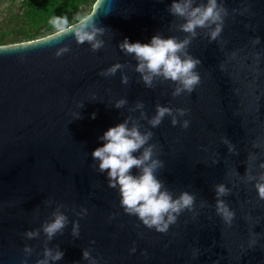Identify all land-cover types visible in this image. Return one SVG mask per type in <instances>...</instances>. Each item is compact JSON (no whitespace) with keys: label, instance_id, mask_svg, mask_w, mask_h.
<instances>
[{"label":"water","instance_id":"obj_1","mask_svg":"<svg viewBox=\"0 0 264 264\" xmlns=\"http://www.w3.org/2000/svg\"><path fill=\"white\" fill-rule=\"evenodd\" d=\"M176 2L184 0H96L87 15L89 31L103 30L95 51L74 29L0 45V264H264V0H217L222 20L194 35ZM208 3L191 0L188 11ZM156 36L190 41L179 55L200 61L193 91L162 75L146 84L121 48ZM158 107L170 114L153 127ZM124 123L151 133L132 155L152 149L144 166L160 162V191L194 197L165 232L126 211L119 183L110 186L92 155ZM219 201L235 214L231 224ZM57 215L65 226L49 237Z\"/></svg>","mask_w":264,"mask_h":264},{"label":"clouds","instance_id":"obj_2","mask_svg":"<svg viewBox=\"0 0 264 264\" xmlns=\"http://www.w3.org/2000/svg\"><path fill=\"white\" fill-rule=\"evenodd\" d=\"M191 0H184L183 3L176 2L172 5L174 14L187 16L188 22L184 24L183 31L195 34L197 27H204L209 22L217 23L221 21L220 11L218 10L217 0H209L207 7L195 8L190 12ZM92 16H85L79 19L78 24L69 25L67 17H54L51 24L58 33H66L72 29L75 30V36L79 43L85 41L91 43L92 49L98 50L103 46V42L96 39L98 33H102V29L92 26L89 31V25ZM222 28L218 24L216 29L211 33L213 40L220 34ZM190 43L189 40L177 42L174 38L162 39L159 36L153 37L149 44H141L140 42L131 43L126 38L121 48L129 54H135L139 61L137 71L141 73L147 72L143 79L146 84L151 85L154 76L162 75L166 79L179 81L183 85V89L189 92L200 82L198 73L194 71L199 60L193 59L185 53V58H181L179 53ZM120 65H116L107 70V75L115 74ZM127 83V78L124 79ZM181 89H177V93ZM126 101L121 100L116 107H121ZM142 107V105H138ZM165 114H170V109L158 107L157 115L152 119L153 127L161 123ZM183 115V112H181ZM95 118V114H93ZM176 120H173V124ZM188 123L185 122L184 127ZM151 133L142 135L138 128L129 129L127 123L120 124L110 128L102 137L106 142L102 147L97 148L93 152V157L99 159L100 169L110 170L108 175L113 183L111 187H115L116 183L120 185L121 204L126 211L131 214H137L139 218L148 227H155L160 232L167 231L169 225L174 223L176 216L173 213H179L183 209L191 208L194 197L188 193H184L178 200H172L167 192H161L162 184L154 175L159 161H153L151 164L144 166L151 159L152 149L148 148L144 151L142 157L135 158L132 153L140 149L150 139ZM143 167L142 175L134 177L130 174V170L134 167ZM258 193L264 199V184L257 185ZM227 189L220 185L217 187V195L221 196L226 193ZM218 212L223 216L226 223L231 224L234 213L231 212L222 201L218 202ZM167 215V220H165ZM66 217L57 215L55 221L44 228L45 233L52 237L57 231L65 226ZM35 233H28L31 237ZM47 256H51L50 252H46ZM62 252H58L52 259L60 260L63 257ZM88 253H84V257H88ZM41 264H47L46 261Z\"/></svg>","mask_w":264,"mask_h":264},{"label":"trees","instance_id":"obj_3","mask_svg":"<svg viewBox=\"0 0 264 264\" xmlns=\"http://www.w3.org/2000/svg\"><path fill=\"white\" fill-rule=\"evenodd\" d=\"M8 8L0 23V45L41 38L57 30L54 17H67L69 25L87 16L96 0H7Z\"/></svg>","mask_w":264,"mask_h":264},{"label":"rangeland","instance_id":"obj_4","mask_svg":"<svg viewBox=\"0 0 264 264\" xmlns=\"http://www.w3.org/2000/svg\"><path fill=\"white\" fill-rule=\"evenodd\" d=\"M8 8H13V11L18 10L17 5L11 7V4L7 0H0V23L4 20L3 17H5Z\"/></svg>","mask_w":264,"mask_h":264}]
</instances>
